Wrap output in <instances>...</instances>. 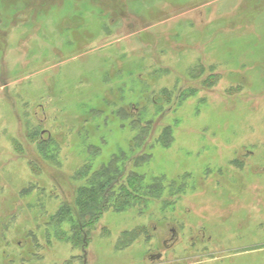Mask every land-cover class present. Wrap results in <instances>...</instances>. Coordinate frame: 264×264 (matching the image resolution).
<instances>
[{
	"label": "rangeland",
	"instance_id": "1",
	"mask_svg": "<svg viewBox=\"0 0 264 264\" xmlns=\"http://www.w3.org/2000/svg\"><path fill=\"white\" fill-rule=\"evenodd\" d=\"M0 264H264V0H0Z\"/></svg>",
	"mask_w": 264,
	"mask_h": 264
},
{
	"label": "trees",
	"instance_id": "2",
	"mask_svg": "<svg viewBox=\"0 0 264 264\" xmlns=\"http://www.w3.org/2000/svg\"><path fill=\"white\" fill-rule=\"evenodd\" d=\"M99 178V177H98ZM96 176L93 178V181L91 182L90 189H87L84 191V196L86 198V201H81L79 204L80 208V213L79 217L84 219L87 216H93L97 217L100 213H102L104 210H106V206L108 205L106 202H101L102 200L104 201L105 196L102 195L104 192L103 190L107 189L110 184V180H102L98 181ZM96 179V180H95ZM109 194V190H108ZM83 196V197H84ZM100 212V213H99ZM78 232V227H76Z\"/></svg>",
	"mask_w": 264,
	"mask_h": 264
},
{
	"label": "flooded vegetation",
	"instance_id": "3",
	"mask_svg": "<svg viewBox=\"0 0 264 264\" xmlns=\"http://www.w3.org/2000/svg\"><path fill=\"white\" fill-rule=\"evenodd\" d=\"M158 256H159V255H157V259H159ZM153 257H154V256H153ZM160 258H161V257H160Z\"/></svg>",
	"mask_w": 264,
	"mask_h": 264
},
{
	"label": "water",
	"instance_id": "4",
	"mask_svg": "<svg viewBox=\"0 0 264 264\" xmlns=\"http://www.w3.org/2000/svg\"><path fill=\"white\" fill-rule=\"evenodd\" d=\"M160 257H161V255L158 256V258H160Z\"/></svg>",
	"mask_w": 264,
	"mask_h": 264
}]
</instances>
